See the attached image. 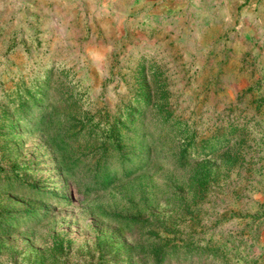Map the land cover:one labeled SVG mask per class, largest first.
I'll list each match as a JSON object with an SVG mask.
<instances>
[{"label":"rangeland","instance_id":"obj_1","mask_svg":"<svg viewBox=\"0 0 264 264\" xmlns=\"http://www.w3.org/2000/svg\"><path fill=\"white\" fill-rule=\"evenodd\" d=\"M0 0V264H264V0Z\"/></svg>","mask_w":264,"mask_h":264},{"label":"crops","instance_id":"obj_2","mask_svg":"<svg viewBox=\"0 0 264 264\" xmlns=\"http://www.w3.org/2000/svg\"><path fill=\"white\" fill-rule=\"evenodd\" d=\"M249 5V6H256V2L257 0H244V3H246Z\"/></svg>","mask_w":264,"mask_h":264}]
</instances>
